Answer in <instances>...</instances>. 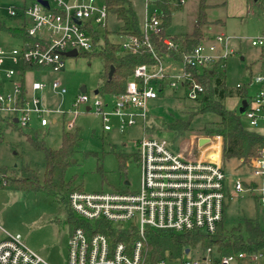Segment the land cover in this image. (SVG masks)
I'll return each mask as SVG.
<instances>
[{
	"label": "built area",
	"instance_id": "2783aa9c",
	"mask_svg": "<svg viewBox=\"0 0 264 264\" xmlns=\"http://www.w3.org/2000/svg\"><path fill=\"white\" fill-rule=\"evenodd\" d=\"M41 1L47 2V5ZM170 4L184 7L188 0H169ZM145 13L140 22L141 35H119L121 51H136L150 48L155 59L154 65H140L128 81L124 93L111 97H97L93 103L95 113L103 121L104 131H111V120L117 119L118 128L125 129L142 125L143 138L138 141V157L141 169L138 191L112 193H86L73 191L68 201L73 213L88 222L104 220L115 227L135 226L138 240L129 248L125 243L111 245L103 233L88 235L84 228L73 230L68 240L67 264H143L146 229L167 230L176 233L201 231L215 234L223 220L227 200L243 193H249L264 206V91L256 95L248 94L245 117L249 119L253 132L263 140L259 155L247 165L254 178L229 179L222 163V138L199 137L196 141L198 152L184 157L173 149L165 138L150 137L145 132L150 113V103L157 100L166 90H181L189 100H197L204 87L195 80L187 68L210 69L215 64H223L235 54L233 37L224 34L207 36L191 52L184 54L182 61L169 55L159 56L154 50L152 39L163 34L161 11L156 0H144ZM11 17L22 19L29 38L35 43L22 41L20 47L0 48V81L12 82L14 89L8 92L0 87V114L7 113V124L29 128L33 118L41 128H47L51 121L48 114L69 115L65 123L67 131L77 128L76 121L80 107L87 106L91 98L87 92H80L73 102L70 112L51 110L43 107V100L28 98L25 74L35 68L58 71L64 68L66 53L71 51H94L95 35L107 28L109 10L103 0H34L31 4L10 7ZM168 49L177 48L171 37L163 39ZM253 46L264 48V37L252 41ZM181 64L176 73L165 70L163 57ZM19 68L20 70H16ZM21 78L20 80L18 79ZM252 88L264 84V75L251 77L244 85ZM44 83H34L33 93L44 91ZM53 88L61 95L66 89L54 83ZM98 92V90H97ZM97 96L100 95L96 93ZM241 104H242V101ZM240 104V106H241ZM67 113V114H66ZM1 134V133H0ZM201 138L208 142L199 145ZM218 151L219 159L210 156L209 151ZM1 165V164H0ZM194 255H191L193 254ZM263 252L219 256L212 249L204 254L195 251L186 254L180 264H259ZM0 264H48L38 254L16 239L0 241ZM158 264H166L165 260Z\"/></svg>",
	"mask_w": 264,
	"mask_h": 264
},
{
	"label": "rangeland",
	"instance_id": "374dc122",
	"mask_svg": "<svg viewBox=\"0 0 264 264\" xmlns=\"http://www.w3.org/2000/svg\"><path fill=\"white\" fill-rule=\"evenodd\" d=\"M32 1L34 0H0V22L6 29L21 27L22 19L9 16L8 9L23 6L25 2L31 4ZM129 1L139 22H142L145 13L144 0ZM207 4L208 25L203 28L204 35L224 34L233 37L232 45L236 49L235 54L230 55L225 62L227 86L235 88L240 83L248 82L251 77L264 75V48L252 44L253 40L264 37V0H248V7L242 13L231 12L227 7L219 6L218 0H207ZM199 10L200 0H188L181 10L173 14L168 32L178 37L191 35ZM120 25L116 16L110 13L107 28L100 30L102 41L108 39L112 43H122L123 39L118 34ZM21 44L22 41L12 37L7 30H0V48L12 49L20 47ZM83 53L90 55L85 56ZM92 53L94 51L81 52L80 54L83 55L65 58L64 68L58 71H28L25 74L27 97L42 99L43 107L47 109L70 112L81 88L85 87L91 98L88 106L92 107V101L100 97L97 96L96 91L101 87L105 73L102 58ZM163 64L169 73H176L182 69L180 63L167 56L163 57ZM16 70L20 69L16 68ZM1 74L0 84H3L6 80L4 73ZM36 82L45 84L44 91L33 93L31 87ZM57 82L61 88L66 89L65 95H61L53 88V84ZM6 84L7 91L12 92L13 83ZM261 88L264 91V84L253 86L249 89V94L256 95L260 93ZM182 93L179 90L176 96L180 98ZM172 95L171 90H166L164 95L150 103L152 121L171 122L177 118H188L195 102L174 98ZM240 104V99L236 97L227 98L225 101L228 110L240 115L243 127L252 130L249 119L240 114ZM86 107H80L76 121L80 129L81 141L67 170L66 179L68 181L73 179L74 184L80 185L82 191L86 193L138 191L141 169L137 160V143L143 138L142 125L138 124L121 131L117 119L113 118L112 130L104 131L101 116L95 113L93 107L91 111H87ZM190 115L195 116L193 112ZM9 116L7 113L0 114V133L3 137L0 140V164L6 166L9 172L11 170L19 172L23 167L30 166L39 173L42 180L46 169L45 154L42 150L35 149L30 139L43 140L48 148L59 149L62 145V135L66 131L62 115L48 114L51 121L49 128L37 126L35 118L32 119L29 128H20L7 124ZM53 120H56V123H53ZM217 120L218 117L212 113L198 114L192 119V130L184 137H176V139L165 131L161 134H152L167 139L173 149L184 157H190L198 152L196 141L199 137L218 136H206L201 131L206 123ZM209 153L214 159L218 160L220 157L219 150ZM118 154L125 157L123 163L120 162ZM225 170L229 179L254 178L250 167L240 166L234 160L226 163ZM245 220L257 221L264 230V206L249 193L227 200L225 211V225L229 230L244 225ZM71 230L67 207L54 197L40 192L0 189V241L16 239L48 264H67ZM165 261L166 264H180L181 260L166 258ZM259 264H264V257Z\"/></svg>",
	"mask_w": 264,
	"mask_h": 264
},
{
	"label": "trees",
	"instance_id": "16d2710c",
	"mask_svg": "<svg viewBox=\"0 0 264 264\" xmlns=\"http://www.w3.org/2000/svg\"><path fill=\"white\" fill-rule=\"evenodd\" d=\"M109 13L114 14L121 23L118 34L140 36V22L134 13L129 0H105ZM156 6L161 11L163 34L154 37L152 44L159 56L169 55L177 61H182L184 54L191 52L206 37L203 28L208 25L209 8L207 0H200V10L196 17L194 31L191 35L178 37L168 32L172 23V16L183 7L170 4L169 0H156ZM0 30H7L15 39L35 43L26 34V28L6 27L0 22ZM171 37L178 45L177 48L168 49L163 45L165 37ZM96 47L95 56L102 58L105 73L102 78V85L98 90L100 96L106 98L120 95L125 92L128 81L133 77L135 69L140 65H154L156 59L150 48L142 47L136 51L123 52L120 44L112 43L108 39L102 41L100 33L95 35ZM99 49V50H96ZM96 50V51H95ZM85 56L90 54L83 53ZM83 54H79L83 55ZM114 68L110 77L111 68ZM39 69V68H35ZM34 69V70H35ZM191 80H195L204 87V93L195 100V106L188 114L187 119L177 118L171 122L164 120L152 121L149 113L148 123L145 132L150 137L152 133L161 134L169 132L172 137H184L192 130V119L198 114L212 113L218 117L217 121L206 123L202 132L206 136L218 135L222 138V163L223 167L227 162L237 161L240 166L248 165L253 158L259 155L263 147L262 138L255 132L247 130L241 123L240 115L228 110L225 106L227 98L236 97L243 100L248 97V85L242 88L228 87L226 84L225 63L215 64L210 69L199 70L187 68ZM176 90L172 91V97L178 99H188L184 93L177 97ZM165 92L162 89L161 95ZM160 95V96H161ZM159 96V97H160ZM191 112L195 114L191 117ZM3 137L0 134V140ZM81 141L80 129L74 131H64L62 135V145L59 149L48 148L43 140L30 139L32 146L37 150H42L45 154L46 166L44 178L41 180L39 173L30 166L23 167L19 172L0 165V189L25 192H40L47 196L54 197L63 203L69 211V221L72 230L82 227L88 235L95 233L105 234L111 245L125 243L129 248L138 240L139 233L135 226L115 227L110 223L100 220L88 222L77 217L69 206V195L77 190L82 191L80 185H75L74 180L68 181L66 173L72 164L76 148ZM121 163L125 157L118 154ZM137 160L139 157L137 155ZM257 199V198H256ZM230 200V198L228 199ZM258 200V199H257ZM227 203L225 205L226 211ZM225 211L223 220L218 225L215 234H207L201 231H190L176 233L167 230L146 229L144 240L143 264H158L160 261L169 258L171 260H182L186 256V251L201 252L204 254L208 249H212L219 256H228L245 252L248 254L264 253V230L259 223L254 220H245L244 225L234 227L231 230L225 225Z\"/></svg>",
	"mask_w": 264,
	"mask_h": 264
},
{
	"label": "crops",
	"instance_id": "0c3cea01",
	"mask_svg": "<svg viewBox=\"0 0 264 264\" xmlns=\"http://www.w3.org/2000/svg\"><path fill=\"white\" fill-rule=\"evenodd\" d=\"M218 2H220L219 6H221V5L225 6L228 8L229 11H231V12L235 11L236 13L245 12L246 8L248 7V0H218ZM234 50H236V49L234 48ZM35 70H45V69H35ZM31 71H33V70H31ZM24 81H25V79H24ZM7 82H9V81H5L3 84H0L1 89H5V90L7 89V87H6ZM88 110L89 109H87V111ZM62 117H63L64 128H65V123L69 117H68V115H67V117H66V115H62ZM53 123H56V120H53ZM37 126H39L38 122H37ZM50 126H51V124L47 128H49Z\"/></svg>",
	"mask_w": 264,
	"mask_h": 264
},
{
	"label": "water",
	"instance_id": "95a60500",
	"mask_svg": "<svg viewBox=\"0 0 264 264\" xmlns=\"http://www.w3.org/2000/svg\"><path fill=\"white\" fill-rule=\"evenodd\" d=\"M41 2L43 4H45V5H47V2H45V1H41ZM66 56L67 57H77V56H79V53L77 51H71V52L66 53ZM113 71H114V68L112 67L111 68V71H110V74H109L110 77L112 76ZM81 92L82 93L86 92V88L85 87H82L81 88ZM96 93H98V92L96 91ZM246 110H247V101L246 100H243L242 101V104H241V106L239 108L240 114H242V115L245 114ZM207 142H208V139L207 138H201L199 140V145L203 146ZM188 253H189V250L186 251V254H188Z\"/></svg>",
	"mask_w": 264,
	"mask_h": 264
}]
</instances>
